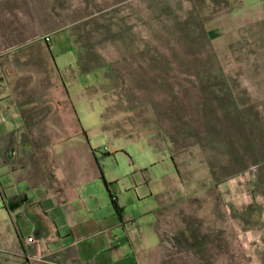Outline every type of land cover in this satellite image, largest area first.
<instances>
[{
    "label": "rangeland",
    "instance_id": "1",
    "mask_svg": "<svg viewBox=\"0 0 264 264\" xmlns=\"http://www.w3.org/2000/svg\"><path fill=\"white\" fill-rule=\"evenodd\" d=\"M238 6L0 0V47L19 46L21 107L50 109L28 117L49 126L32 136L46 166L37 168L52 183H75L96 164L107 184L105 172L144 175L153 211L131 221L132 264H264V15L221 16ZM62 29L79 49L78 70L97 73L84 88L95 108L84 116L105 130L97 148L41 46Z\"/></svg>",
    "mask_w": 264,
    "mask_h": 264
},
{
    "label": "crops",
    "instance_id": "2",
    "mask_svg": "<svg viewBox=\"0 0 264 264\" xmlns=\"http://www.w3.org/2000/svg\"><path fill=\"white\" fill-rule=\"evenodd\" d=\"M263 15L264 0H241V6L221 16L244 23ZM47 36L41 46L70 88L71 113L97 148L104 142L105 130L100 122L84 116V111L95 109L84 88L97 73L78 70L80 53L69 29ZM19 67V46L0 47V264H132L131 221H141L153 211L146 204L144 175L129 172L110 177L105 172L106 180L116 181L123 196L105 182L97 164L96 170L77 173L75 183L62 182L61 177L52 183L51 173L37 168L38 161L46 166L43 159L36 160L32 139L49 126L28 118L48 115L50 109L33 103L21 107L13 81ZM26 143L29 146L23 152ZM112 194L117 196L120 212ZM22 197L27 198L13 205ZM32 235L38 243L28 241Z\"/></svg>",
    "mask_w": 264,
    "mask_h": 264
},
{
    "label": "trees",
    "instance_id": "3",
    "mask_svg": "<svg viewBox=\"0 0 264 264\" xmlns=\"http://www.w3.org/2000/svg\"><path fill=\"white\" fill-rule=\"evenodd\" d=\"M26 198H27V197H23L22 199L17 200L16 202L13 203V205H18V204L22 203L23 201L26 200ZM113 203H114V205H115V208L119 211L120 208H119L117 202H116L115 200H113Z\"/></svg>",
    "mask_w": 264,
    "mask_h": 264
},
{
    "label": "built area",
    "instance_id": "4",
    "mask_svg": "<svg viewBox=\"0 0 264 264\" xmlns=\"http://www.w3.org/2000/svg\"><path fill=\"white\" fill-rule=\"evenodd\" d=\"M28 241H29V242H35V243H38V242H39V239H38V237L32 235V236L28 237Z\"/></svg>",
    "mask_w": 264,
    "mask_h": 264
},
{
    "label": "water",
    "instance_id": "5",
    "mask_svg": "<svg viewBox=\"0 0 264 264\" xmlns=\"http://www.w3.org/2000/svg\"><path fill=\"white\" fill-rule=\"evenodd\" d=\"M28 146H29L28 143H26V144L23 146V152L26 151V149H27Z\"/></svg>",
    "mask_w": 264,
    "mask_h": 264
}]
</instances>
